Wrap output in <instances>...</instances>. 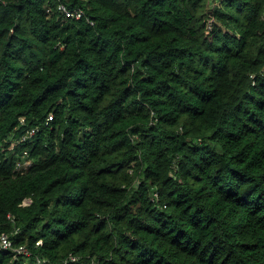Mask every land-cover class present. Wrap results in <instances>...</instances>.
Here are the masks:
<instances>
[{"label": "trees", "instance_id": "trees-1", "mask_svg": "<svg viewBox=\"0 0 264 264\" xmlns=\"http://www.w3.org/2000/svg\"><path fill=\"white\" fill-rule=\"evenodd\" d=\"M1 233L0 264H264V0H0Z\"/></svg>", "mask_w": 264, "mask_h": 264}, {"label": "built area", "instance_id": "built-area-1", "mask_svg": "<svg viewBox=\"0 0 264 264\" xmlns=\"http://www.w3.org/2000/svg\"><path fill=\"white\" fill-rule=\"evenodd\" d=\"M58 9L62 11L66 18H74L79 19L82 16V12L80 9H74V10H68L63 5H59ZM33 130H31L28 133V136H31L33 134ZM24 154H26L24 152ZM29 165V161H25L23 165H21L20 162L17 163V168H21V166L26 167ZM8 219L12 220V217L8 215ZM37 244H41V241H38ZM1 250H12L19 254L28 255V251L23 246H20L18 248H14L11 239L9 238V235L7 233H1L0 234V251Z\"/></svg>", "mask_w": 264, "mask_h": 264}, {"label": "rangeland", "instance_id": "rangeland-1", "mask_svg": "<svg viewBox=\"0 0 264 264\" xmlns=\"http://www.w3.org/2000/svg\"><path fill=\"white\" fill-rule=\"evenodd\" d=\"M26 203H27V201H26Z\"/></svg>", "mask_w": 264, "mask_h": 264}]
</instances>
